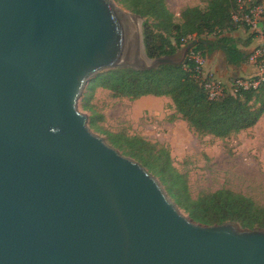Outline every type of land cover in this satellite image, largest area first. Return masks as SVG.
<instances>
[{
    "label": "water",
    "instance_id": "95a60500",
    "mask_svg": "<svg viewBox=\"0 0 264 264\" xmlns=\"http://www.w3.org/2000/svg\"><path fill=\"white\" fill-rule=\"evenodd\" d=\"M143 21L114 0H0V264H264V229L194 223L80 111L102 72L186 64L193 43L149 59Z\"/></svg>",
    "mask_w": 264,
    "mask_h": 264
},
{
    "label": "trees",
    "instance_id": "16d2710c",
    "mask_svg": "<svg viewBox=\"0 0 264 264\" xmlns=\"http://www.w3.org/2000/svg\"><path fill=\"white\" fill-rule=\"evenodd\" d=\"M126 10L144 19L142 24L145 53L149 59L175 55L189 44L191 50L207 58L220 52L227 64L241 67L249 64L248 50L256 34L247 25L234 21L238 0H205L206 7H187L179 18L169 9L166 0H115ZM246 38L235 36L239 31ZM188 57L180 66L164 65L150 71L114 69L95 76L81 98V109L89 112V126L105 136L106 141L123 155L142 164L155 176L168 196L191 221L202 226L236 222L244 229H264V206L241 193L221 189L193 198L187 176L174 165L168 148L140 136L114 133L102 127L105 121L91 105L98 88L107 90L114 99L137 101L143 97L171 99L174 119L185 122L199 137L227 139L254 128L264 116V82L245 89L236 85L217 98L205 89L206 80L195 70ZM240 80V79H239Z\"/></svg>",
    "mask_w": 264,
    "mask_h": 264
},
{
    "label": "rangeland",
    "instance_id": "374dc122",
    "mask_svg": "<svg viewBox=\"0 0 264 264\" xmlns=\"http://www.w3.org/2000/svg\"><path fill=\"white\" fill-rule=\"evenodd\" d=\"M166 2L177 18L187 7H206L205 0ZM115 3L130 12L117 1ZM140 28L142 29V25ZM244 34L242 30L238 37L246 38L251 33L245 34L246 36ZM260 44L261 40L257 37L251 52ZM249 66L253 69L251 73L235 79L249 80L255 77L257 67L251 61ZM204 68L226 87L232 86L234 78L222 79L217 72L209 69L208 57ZM148 101L150 100L143 101L148 104L141 106L139 101L114 99L109 91L98 88L91 105L104 115L102 127L106 130L140 136L168 148L176 168L187 176L193 198L204 193L230 189L264 206V116L251 130L227 139L199 137L185 123L174 119L175 110L171 107V101ZM79 108L81 112L90 115L81 109V101ZM181 212L187 216L182 210Z\"/></svg>",
    "mask_w": 264,
    "mask_h": 264
},
{
    "label": "built area",
    "instance_id": "2783aa9c",
    "mask_svg": "<svg viewBox=\"0 0 264 264\" xmlns=\"http://www.w3.org/2000/svg\"><path fill=\"white\" fill-rule=\"evenodd\" d=\"M237 11L234 13V21L247 25L250 32L256 34L261 44L252 52L251 62L257 67V75L249 80L238 79L236 85L245 89L257 87L264 82V0H238ZM196 64V72L202 74L206 80L205 89L210 97L217 98L224 92V85L219 82L213 73L206 72L204 68L205 57L201 52L190 50L187 56Z\"/></svg>",
    "mask_w": 264,
    "mask_h": 264
},
{
    "label": "crops",
    "instance_id": "0c3cea01",
    "mask_svg": "<svg viewBox=\"0 0 264 264\" xmlns=\"http://www.w3.org/2000/svg\"><path fill=\"white\" fill-rule=\"evenodd\" d=\"M244 32H245V34H248L246 31H244ZM240 33H241V31H239V33L237 32L235 34V36L238 37V34H240ZM245 34H244V36H246ZM254 42H256V39H255ZM253 45H254V43H253ZM253 45L250 48H248L249 51L253 50V48H252ZM208 63H209V69L212 70V71L217 72L218 75L222 79H225V80H227L229 77H232L234 79L235 78H239V77H246L247 74H249V73H251L253 71L252 67L249 66L250 63L242 65L239 68L233 67V66H229L227 64L226 58L220 52H215L212 55L208 56ZM104 91L107 92V90H104ZM148 99L150 100V101H148L149 103H155L156 101H163L164 99H168L169 101H171V99L166 98V97H155V98H153V96L143 97V98H141V99H139L137 101H139L138 102L139 105L143 106V104H148L147 102L146 103L143 102V101H146ZM118 100H120V99H118ZM172 104L173 103L171 101V105ZM180 122H182V121H180ZM182 123H185V122H182Z\"/></svg>",
    "mask_w": 264,
    "mask_h": 264
},
{
    "label": "bare ground",
    "instance_id": "6f19581e",
    "mask_svg": "<svg viewBox=\"0 0 264 264\" xmlns=\"http://www.w3.org/2000/svg\"><path fill=\"white\" fill-rule=\"evenodd\" d=\"M139 21V20H138ZM139 24H140V22H139Z\"/></svg>",
    "mask_w": 264,
    "mask_h": 264
}]
</instances>
